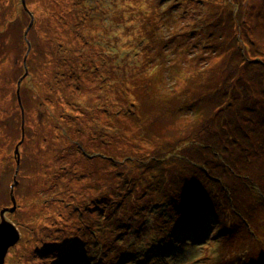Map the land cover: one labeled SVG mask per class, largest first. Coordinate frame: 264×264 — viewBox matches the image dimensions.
<instances>
[{
  "label": "rangeland",
  "instance_id": "374dc122",
  "mask_svg": "<svg viewBox=\"0 0 264 264\" xmlns=\"http://www.w3.org/2000/svg\"><path fill=\"white\" fill-rule=\"evenodd\" d=\"M206 113L212 177L174 171ZM12 193L5 264H264V0H0Z\"/></svg>",
  "mask_w": 264,
  "mask_h": 264
},
{
  "label": "trees",
  "instance_id": "16d2710c",
  "mask_svg": "<svg viewBox=\"0 0 264 264\" xmlns=\"http://www.w3.org/2000/svg\"><path fill=\"white\" fill-rule=\"evenodd\" d=\"M208 30L210 31L208 26H206V28L204 27L201 29V31H205V33H207ZM25 56L26 55H24L23 59H25ZM23 62H24V60H23ZM207 70L208 69H206L205 71H207ZM197 73H198L200 78H205V79L208 78V74L206 72L201 71V73H199V72H197ZM177 84L178 83H176L174 81L172 83V87L177 88L178 87ZM190 84H191V82L188 81V84L184 85V89L186 88L184 90V96L192 92ZM246 85L247 84H245V87H246ZM246 93H247V97H249L253 94L250 85H248V88H246ZM179 94H180V91L178 90V92L176 94L178 99L180 98ZM236 98H237V96H236ZM190 99L188 100L187 104L193 108L195 102H194V99H192V100H190ZM184 109H185V107H182L180 110H184ZM181 119H184V117L182 116ZM188 121L190 123H188L187 120H181L178 124V125L182 126V128L184 130H186L187 128H190V130H188L189 132L186 135L179 137V139L176 142V149L177 150H176V152H175L176 154H174V156L177 159L175 162H178V163H177L174 171H176L178 173H182V172H190L192 170L201 169L206 173V176L212 177V174L210 172L211 170H209V171L207 170L208 163L205 160L207 159V156H206L207 148L209 150H211L212 152L214 151V149L209 148L207 145H205L196 136L203 135L202 133H206V131H213V121L210 120L208 113L204 114L202 118L191 119ZM197 123H198L199 127H198ZM23 124H25V118L23 119L22 125ZM238 128H241V127H238ZM21 138H22V134H21ZM172 146H175V145H171V147ZM193 152L199 159H202L204 161L197 160V159L191 157L190 155ZM216 152H220V151L217 150ZM169 156L170 155L167 152H165V155L160 157V160H167L169 158ZM219 157H221V156L219 155ZM157 159H159V158L155 157V161H157ZM187 199H189V198H187Z\"/></svg>",
  "mask_w": 264,
  "mask_h": 264
},
{
  "label": "water",
  "instance_id": "95a60500",
  "mask_svg": "<svg viewBox=\"0 0 264 264\" xmlns=\"http://www.w3.org/2000/svg\"><path fill=\"white\" fill-rule=\"evenodd\" d=\"M25 62H26V57L24 59V63ZM20 82L21 80L19 81V85H20ZM18 152H19V145L16 146V150H15V153L17 155H18ZM19 163H20V159L18 158L17 159L18 166H19ZM18 169L19 168L17 167V172H18ZM15 180L17 183L18 182L17 179ZM13 187L14 185H12V188ZM12 201L14 205L12 207H6L1 212L2 220L0 221V264H5L6 256L8 254L10 247L18 243L21 237L20 231L18 227L16 226V224L8 220L7 218H5L6 210L14 211L16 209V199L13 193H12Z\"/></svg>",
  "mask_w": 264,
  "mask_h": 264
}]
</instances>
